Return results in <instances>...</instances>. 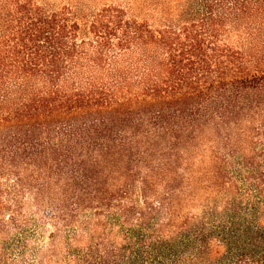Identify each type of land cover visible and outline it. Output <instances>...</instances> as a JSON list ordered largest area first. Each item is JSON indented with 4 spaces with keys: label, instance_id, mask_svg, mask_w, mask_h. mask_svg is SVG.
I'll return each instance as SVG.
<instances>
[{
    "label": "trees",
    "instance_id": "1",
    "mask_svg": "<svg viewBox=\"0 0 264 264\" xmlns=\"http://www.w3.org/2000/svg\"><path fill=\"white\" fill-rule=\"evenodd\" d=\"M176 7L0 0V264H264V0Z\"/></svg>",
    "mask_w": 264,
    "mask_h": 264
},
{
    "label": "rangeland",
    "instance_id": "2",
    "mask_svg": "<svg viewBox=\"0 0 264 264\" xmlns=\"http://www.w3.org/2000/svg\"><path fill=\"white\" fill-rule=\"evenodd\" d=\"M51 9H60L70 7L75 17L83 24H86L92 13L102 4L107 2H116L123 4L128 10L129 15L137 16L141 19H148L154 24H163L172 20H179V10L176 7L177 0H39ZM44 215V211L41 213ZM44 233V244L50 242L51 232H56V228L47 224ZM64 239L60 234L58 239ZM56 256L52 259H46L44 264H69V247L63 244L58 246L55 252ZM36 262V264H42ZM49 262V263H48Z\"/></svg>",
    "mask_w": 264,
    "mask_h": 264
}]
</instances>
